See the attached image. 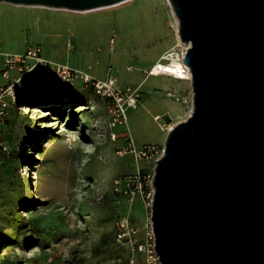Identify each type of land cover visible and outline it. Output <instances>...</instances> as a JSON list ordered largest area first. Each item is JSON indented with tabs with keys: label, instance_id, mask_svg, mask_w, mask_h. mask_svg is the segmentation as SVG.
Here are the masks:
<instances>
[{
	"label": "rangeland",
	"instance_id": "rangeland-1",
	"mask_svg": "<svg viewBox=\"0 0 264 264\" xmlns=\"http://www.w3.org/2000/svg\"><path fill=\"white\" fill-rule=\"evenodd\" d=\"M174 14L166 0L90 12L0 2L1 52L41 47L137 101L113 124L109 99L82 78L57 88L28 74L14 85L0 113V264H160L153 176L170 128L193 107L189 80L149 71L170 49L183 60ZM4 68L0 55V85ZM145 145L154 148L139 154Z\"/></svg>",
	"mask_w": 264,
	"mask_h": 264
},
{
	"label": "water",
	"instance_id": "water-1",
	"mask_svg": "<svg viewBox=\"0 0 264 264\" xmlns=\"http://www.w3.org/2000/svg\"><path fill=\"white\" fill-rule=\"evenodd\" d=\"M88 10L124 0H0ZM193 107L153 176L161 264H264V0H170Z\"/></svg>",
	"mask_w": 264,
	"mask_h": 264
},
{
	"label": "built area",
	"instance_id": "built-area-1",
	"mask_svg": "<svg viewBox=\"0 0 264 264\" xmlns=\"http://www.w3.org/2000/svg\"><path fill=\"white\" fill-rule=\"evenodd\" d=\"M0 55L4 56L5 68L1 71V74L6 78L5 85H0V113L4 111L9 105L7 96L14 98V85L23 80L28 74H32L37 83L40 86L43 82L52 81L57 88H67L74 86L78 79H83L85 86H92L96 93L103 98L109 99L110 115L113 118V124L116 122H125L127 107L136 104V97L134 92L119 91L114 88V79L110 78L108 81L94 79L91 75L84 73L67 63H59L45 57L42 53L41 47H32L23 53L1 52ZM185 54L183 56L184 61ZM156 63L153 65V68ZM17 68L19 70V77L12 80L10 77V70ZM153 68L150 71L152 72ZM166 71H160L163 74ZM154 148L152 145H145L143 149L139 150V154L147 155L149 151ZM122 226H128L125 222L121 223ZM129 232V231H128ZM152 238L154 239L155 250V236L152 232ZM140 250H145L147 247L144 244L138 246ZM157 255V261L160 262V258ZM154 258V257H153ZM156 258L152 262H155Z\"/></svg>",
	"mask_w": 264,
	"mask_h": 264
},
{
	"label": "bare ground",
	"instance_id": "bare-ground-1",
	"mask_svg": "<svg viewBox=\"0 0 264 264\" xmlns=\"http://www.w3.org/2000/svg\"><path fill=\"white\" fill-rule=\"evenodd\" d=\"M124 1H126V0H124ZM124 1H122V3ZM166 1H167V4L170 6L172 13L174 14L175 11L172 10L173 5H172L171 1L170 0H166ZM119 4H121V2L116 3V5H119ZM116 5L112 4V5H106V6L97 7V8L88 9V10H75V11L90 12V11H96V10H100V9L109 8L112 6L114 7ZM178 20L179 19H176L177 25H178ZM177 37H178L179 41L182 43L183 41L181 40V37H180L179 27H177ZM185 43H186V46L188 47L189 43L188 42H185ZM187 47L184 49V53H185ZM160 71H166L163 74H168V75H171V76H174L177 78H181V79H187L190 82L192 79L190 67L181 59V54H178L174 49H170V51H167V53L164 56H162L160 61H158L156 63V66L153 68L151 73L152 74H161ZM79 109L80 110L83 109L82 105L79 106ZM86 146L88 147L89 143H87Z\"/></svg>",
	"mask_w": 264,
	"mask_h": 264
},
{
	"label": "crops",
	"instance_id": "crops-1",
	"mask_svg": "<svg viewBox=\"0 0 264 264\" xmlns=\"http://www.w3.org/2000/svg\"><path fill=\"white\" fill-rule=\"evenodd\" d=\"M22 49H23V48H22ZM22 49H21V50H14V51H18V52H19V51H22ZM23 50H24V49H23ZM55 52H56V51H55ZM42 53H43V50H42ZM46 54H47V55H45V54H43V55H44L45 57H47V58L53 60V61H56V62H59V63H68V62H65L64 60H60L58 57H56L55 54L48 53V52H46ZM85 73H87V74H89V75H92L90 72H85ZM161 75L167 76L168 74H161ZM167 77H168V78H171V79H173L174 81H177V82H182V81L185 82V80H187V79L177 78V77H174V76H171V75H168ZM188 85H189V84H188ZM189 90L192 91V87L189 88ZM191 94H192V92H191Z\"/></svg>",
	"mask_w": 264,
	"mask_h": 264
}]
</instances>
